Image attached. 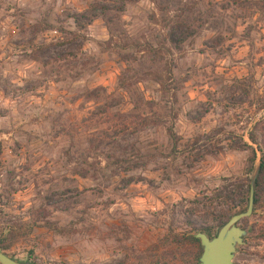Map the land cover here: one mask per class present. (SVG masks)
I'll use <instances>...</instances> for the list:
<instances>
[{
	"label": "rangeland",
	"instance_id": "1",
	"mask_svg": "<svg viewBox=\"0 0 264 264\" xmlns=\"http://www.w3.org/2000/svg\"><path fill=\"white\" fill-rule=\"evenodd\" d=\"M263 106L264 0H0L3 253L197 264ZM259 198L233 264H264Z\"/></svg>",
	"mask_w": 264,
	"mask_h": 264
},
{
	"label": "water",
	"instance_id": "2",
	"mask_svg": "<svg viewBox=\"0 0 264 264\" xmlns=\"http://www.w3.org/2000/svg\"><path fill=\"white\" fill-rule=\"evenodd\" d=\"M260 159L257 162L249 185V195L246 211L231 217L221 226L216 235L209 238L205 233L192 234L199 242L201 254L197 264H233V259L239 247L244 245L248 230L239 227L241 220L249 218L254 212V186L258 177ZM0 264H24L11 259L0 251Z\"/></svg>",
	"mask_w": 264,
	"mask_h": 264
},
{
	"label": "trees",
	"instance_id": "3",
	"mask_svg": "<svg viewBox=\"0 0 264 264\" xmlns=\"http://www.w3.org/2000/svg\"><path fill=\"white\" fill-rule=\"evenodd\" d=\"M175 47H176V45H175ZM263 109H264V106H263ZM248 139H249V142L253 146H257L258 152L261 156L259 173H258V177L256 179L255 186H254V207L253 208L255 209L257 207V205L259 204V201H260L259 195H260V193H262L264 191V118L254 124L252 131L248 135ZM245 147L248 148L247 145H245ZM252 154H253V159L256 158V154L254 151H252ZM248 195H249V185L248 184L245 186V191L243 193L240 192V188H236V190L234 192L227 191L225 193V197H224L225 203L230 210V213L227 216V218L224 219L221 223H219L217 225V227L213 230L211 228H207V229H200L197 231L205 233L209 238L214 237L216 235L218 229L221 226H223L231 217L246 211L247 202H248ZM237 206H239L238 210H236V208H238ZM231 208H233V210ZM5 230L7 231V229H5ZM8 234H9V231H7V233H4V232L0 233V251H2V252L5 251L4 247H5V242H6L7 238L9 237ZM186 240L188 242H190L192 244H196V245H198V243H199L191 235L187 236ZM11 259H13V258H11ZM20 263L34 264V263L28 262V261L27 262H20Z\"/></svg>",
	"mask_w": 264,
	"mask_h": 264
}]
</instances>
